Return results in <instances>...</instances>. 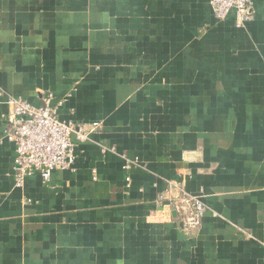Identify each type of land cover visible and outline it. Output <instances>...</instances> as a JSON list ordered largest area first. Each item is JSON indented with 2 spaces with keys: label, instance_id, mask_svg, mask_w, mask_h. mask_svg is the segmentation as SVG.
Instances as JSON below:
<instances>
[{
  "label": "crops",
  "instance_id": "1",
  "mask_svg": "<svg viewBox=\"0 0 264 264\" xmlns=\"http://www.w3.org/2000/svg\"><path fill=\"white\" fill-rule=\"evenodd\" d=\"M253 9L236 28L209 0H0V264H264V0ZM9 96L101 133L73 171L17 187ZM181 189L207 205L191 232L168 200Z\"/></svg>",
  "mask_w": 264,
  "mask_h": 264
},
{
  "label": "built area",
  "instance_id": "2",
  "mask_svg": "<svg viewBox=\"0 0 264 264\" xmlns=\"http://www.w3.org/2000/svg\"><path fill=\"white\" fill-rule=\"evenodd\" d=\"M218 20L235 16V27L242 28L255 19L253 0H209ZM5 140L15 149L14 178L17 187H24L27 178L39 175L50 184L55 171H73L79 143L89 141L93 134H100V122L78 123L58 116L56 107L47 103L36 106L22 97L9 96L6 101ZM124 167L132 163L126 160ZM131 181V177H127ZM174 184V183H171ZM175 185V184H174ZM165 196L159 195L161 205ZM170 206L179 215L182 229H198L207 205L197 194L184 189L178 197L169 198Z\"/></svg>",
  "mask_w": 264,
  "mask_h": 264
}]
</instances>
